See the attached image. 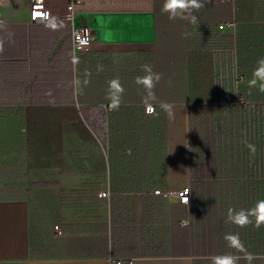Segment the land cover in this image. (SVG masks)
Instances as JSON below:
<instances>
[{
  "label": "crops",
  "instance_id": "1",
  "mask_svg": "<svg viewBox=\"0 0 264 264\" xmlns=\"http://www.w3.org/2000/svg\"><path fill=\"white\" fill-rule=\"evenodd\" d=\"M32 2L0 0V264H211L242 255L224 239L237 233L264 264V225L227 220L264 199V92L246 84L264 0H202L196 23L164 0H46L40 16ZM144 64L161 74L158 116L135 83Z\"/></svg>",
  "mask_w": 264,
  "mask_h": 264
},
{
  "label": "clouds",
  "instance_id": "2",
  "mask_svg": "<svg viewBox=\"0 0 264 264\" xmlns=\"http://www.w3.org/2000/svg\"><path fill=\"white\" fill-rule=\"evenodd\" d=\"M202 7H204L202 0H164L162 12L166 13L170 20L182 19L191 23H196L197 17L193 14V11L199 10ZM48 26L55 29L57 24L53 20ZM2 51L3 41H0V52ZM142 69L145 75L137 76L135 83L145 90V95L142 98L145 113L150 116H158L159 113L154 106V102L157 100L154 89L157 83L161 80V74L154 72L152 66L149 64L142 65ZM240 82L244 81L241 80ZM246 84L249 89L258 88L260 92H264V57L257 60L256 67L252 69L250 78L246 80ZM237 87H239V83L237 84ZM124 91L125 89L119 78L109 81L108 99L110 100L111 109L115 110L119 108ZM159 107L170 118L173 116L174 106L171 103L162 101L159 102ZM245 144L250 152L255 154L256 146L247 141H245ZM186 203H188V201H186ZM253 218L257 228L264 225V199L257 200L254 207L247 210L240 209L237 211L231 208L228 210V222L241 228L251 224ZM224 239L227 241L230 248L235 249L237 253L242 255L230 253L215 255L211 257V264H239L241 259L245 260L247 264H252L253 260L262 259L261 257L247 251L238 233L226 234Z\"/></svg>",
  "mask_w": 264,
  "mask_h": 264
},
{
  "label": "built area",
  "instance_id": "3",
  "mask_svg": "<svg viewBox=\"0 0 264 264\" xmlns=\"http://www.w3.org/2000/svg\"><path fill=\"white\" fill-rule=\"evenodd\" d=\"M70 11H73V5L70 4L68 6ZM32 10L33 12L43 13L46 10V0H33L32 2ZM231 24H222L220 26L221 29L226 26H230ZM73 41L74 47L76 50H88L93 41V33L92 30L88 26H82L74 29L73 33ZM157 193L161 194L162 191L158 190ZM102 196H106L107 193L103 192ZM179 202L182 204L190 205L192 201V189L190 186H186L181 189L178 194ZM188 201V203H186ZM59 226L56 229L59 231ZM112 264H134V260L132 259H112Z\"/></svg>",
  "mask_w": 264,
  "mask_h": 264
},
{
  "label": "snow or ice",
  "instance_id": "4",
  "mask_svg": "<svg viewBox=\"0 0 264 264\" xmlns=\"http://www.w3.org/2000/svg\"><path fill=\"white\" fill-rule=\"evenodd\" d=\"M43 15L42 13H35V16Z\"/></svg>",
  "mask_w": 264,
  "mask_h": 264
}]
</instances>
